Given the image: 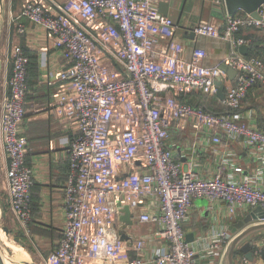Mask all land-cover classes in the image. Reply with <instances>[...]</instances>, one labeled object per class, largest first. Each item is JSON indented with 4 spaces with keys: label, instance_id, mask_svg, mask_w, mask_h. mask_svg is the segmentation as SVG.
I'll list each match as a JSON object with an SVG mask.
<instances>
[{
    "label": "built area",
    "instance_id": "built-area-1",
    "mask_svg": "<svg viewBox=\"0 0 264 264\" xmlns=\"http://www.w3.org/2000/svg\"><path fill=\"white\" fill-rule=\"evenodd\" d=\"M158 2H23L18 17L42 28L63 61L55 75L62 89L54 95L51 112L73 130L62 190V237L44 264H146L144 242L128 235L134 224L154 226V235L165 242L148 264H212L232 237L226 228H217L199 238L196 247L187 243L183 223L193 202L222 204L229 216L243 209L264 211V131L239 122L233 112L252 87L264 84V60L239 54L248 43L237 34L264 31V21L244 13L229 17L224 0H214L225 14L223 27L201 22L192 30L194 36L229 44L222 65L236 71L230 84L220 66L203 65V49L193 50L189 60L182 58V46L173 42L175 23L158 12ZM256 12L264 19V3ZM16 31L22 35L25 27L17 24ZM7 57L11 75L0 106V146L7 160L8 207L26 230L34 176L23 135L28 62L18 44L9 46ZM217 81L224 84L227 115L181 100L191 94L216 97ZM188 127L205 145L219 146L221 137L239 141L257 169L243 176L241 168L222 161L210 177L183 170L170 137L173 128ZM226 166L232 172L224 176ZM124 207L132 226L123 229Z\"/></svg>",
    "mask_w": 264,
    "mask_h": 264
},
{
    "label": "crops",
    "instance_id": "crops-1",
    "mask_svg": "<svg viewBox=\"0 0 264 264\" xmlns=\"http://www.w3.org/2000/svg\"><path fill=\"white\" fill-rule=\"evenodd\" d=\"M24 1L9 0L7 8H2L0 14V19L3 16L5 24L8 23L11 29L7 36V49L4 51L5 60L0 64V106L7 94V81L11 75V64L7 57L9 45L18 44L24 49L29 62L23 135L27 139L26 163L34 173L31 221L25 230L10 212L5 180L7 160L0 146L2 264H44L49 254L57 247L65 222L62 190L68 173L67 148L73 135L72 128L51 112L54 95L62 89L61 84L55 83V75L63 68V61L59 53L52 48L42 28L18 17ZM157 9L161 15L170 17L175 23L173 42L182 46L183 59L189 60L193 50L203 49L207 54L203 60L204 66H222L225 56L230 52L229 44L217 39L192 35V30L201 22L213 24L219 29L223 27L225 14L214 0H159ZM242 14L238 12L236 15ZM17 24L25 27L24 34L17 33ZM239 36L248 44L250 42L248 38L264 42V31L258 29L242 30ZM246 46L248 48V45ZM259 48L264 51V44L259 45ZM228 81L234 82L235 77L228 78ZM181 100L212 113L226 111L223 100L217 97L191 94L182 95ZM227 112L224 114L227 115ZM233 112L235 116L240 117L239 122L264 131V84L252 87ZM193 134L189 127L184 131L174 128L171 130L170 143L176 153V161L183 170L193 169L202 177H210L220 167L222 161L241 168L243 176L251 175L257 169L256 162L249 158L247 150L239 141L221 137L219 146L208 142L205 145ZM230 166L222 167L224 176L232 172ZM259 185L263 187V184ZM149 207L148 204L146 208ZM250 211L251 209L238 210L229 216L222 204H209L202 199L195 200L188 219L183 223V229L186 235H193V240L189 244L196 247L199 238L208 236L217 228H226L233 237L230 229L237 226ZM258 223L261 222L254 224ZM155 232L154 226L146 224H134L131 230H128L129 236L144 242L142 259L146 264L152 259L153 251L163 249L165 246L164 240L155 236ZM251 237H258L259 240L252 247L253 262L246 263L264 264V230ZM245 242L247 241L242 242L237 250ZM212 264H224L223 256L215 257ZM234 264H244L243 255L239 251L234 255Z\"/></svg>",
    "mask_w": 264,
    "mask_h": 264
},
{
    "label": "water",
    "instance_id": "water-1",
    "mask_svg": "<svg viewBox=\"0 0 264 264\" xmlns=\"http://www.w3.org/2000/svg\"><path fill=\"white\" fill-rule=\"evenodd\" d=\"M226 14L229 17L235 16L238 12H242L244 14L249 15L251 18L255 20H263L261 19L256 10L260 5L264 3V0H224ZM3 8V0H0V14ZM193 35V34H192ZM239 54L242 56H246L248 52V48L246 45H243L238 48ZM220 69L227 74L229 79H232L236 76V71L228 68L225 65H222ZM217 94L216 97L219 100H223L224 98V84L220 81L215 83ZM121 222L123 223L124 228L126 226L130 228L132 226V222L129 220V211L127 207H124L122 210ZM256 222H261L258 224H254ZM264 230V211L261 208L252 209L248 215L234 228L230 229L233 237L229 242L228 246L223 255L224 264H234V255L236 251H239L243 255V260L248 263L253 262L254 257L252 254V247L255 242L259 240L258 237L252 238L251 236L257 232ZM122 237H124V232L121 233ZM187 243L192 242L193 235L188 234L185 237ZM244 241V244L240 246L237 250V247ZM0 264L2 261L0 259Z\"/></svg>",
    "mask_w": 264,
    "mask_h": 264
},
{
    "label": "trees",
    "instance_id": "trees-1",
    "mask_svg": "<svg viewBox=\"0 0 264 264\" xmlns=\"http://www.w3.org/2000/svg\"><path fill=\"white\" fill-rule=\"evenodd\" d=\"M237 36L240 37L239 34H237ZM248 39H249L250 42H249V44H247L248 45V52H247V55L245 57H247V58L248 57H256V58H260V59L264 60V51H263V49L259 48V45H263L264 42L263 41L262 42H260V41L257 42V41H255V38H252V39L248 38ZM23 51H24V49H23ZM24 54L26 56L25 52H24ZM26 58H27V56H26ZM27 62H28V58H27ZM28 67H29V62L27 64V72H28ZM229 83H230V81H229ZM233 83L234 82H231L230 84H233ZM27 90H28V86H27ZM26 96H25V99H26ZM205 111H207V110H205ZM226 112L230 113V111L227 110V109H226V111H223L221 113H216V112H213V113H215V114H224ZM235 254H236V252H235Z\"/></svg>",
    "mask_w": 264,
    "mask_h": 264
},
{
    "label": "rangeland",
    "instance_id": "rangeland-1",
    "mask_svg": "<svg viewBox=\"0 0 264 264\" xmlns=\"http://www.w3.org/2000/svg\"><path fill=\"white\" fill-rule=\"evenodd\" d=\"M8 2L9 0H4L3 8H7ZM10 30L11 29L9 28L8 23L7 25L5 24V18L1 16V19H0V64L3 62V60H5L4 51L7 49V36L11 32ZM129 255L132 256L130 252H129ZM99 264H105V263L101 262Z\"/></svg>",
    "mask_w": 264,
    "mask_h": 264
}]
</instances>
